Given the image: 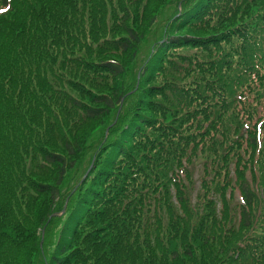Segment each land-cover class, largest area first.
<instances>
[{
	"label": "trees",
	"instance_id": "1",
	"mask_svg": "<svg viewBox=\"0 0 264 264\" xmlns=\"http://www.w3.org/2000/svg\"><path fill=\"white\" fill-rule=\"evenodd\" d=\"M0 264H264V0H0Z\"/></svg>",
	"mask_w": 264,
	"mask_h": 264
},
{
	"label": "rangeland",
	"instance_id": "2",
	"mask_svg": "<svg viewBox=\"0 0 264 264\" xmlns=\"http://www.w3.org/2000/svg\"><path fill=\"white\" fill-rule=\"evenodd\" d=\"M150 39H151V41H152V38H150ZM148 46H149V44L145 47L144 52L141 54V60L144 58ZM195 166H196V164H195ZM197 167H198V169H200V165H197ZM199 174H200V171H198V175H199ZM196 175H197V174H196ZM51 247H52V246H51ZM51 247H50V248H51Z\"/></svg>",
	"mask_w": 264,
	"mask_h": 264
}]
</instances>
